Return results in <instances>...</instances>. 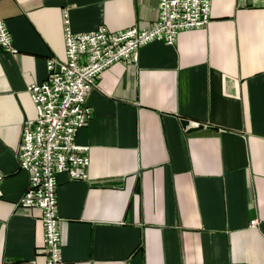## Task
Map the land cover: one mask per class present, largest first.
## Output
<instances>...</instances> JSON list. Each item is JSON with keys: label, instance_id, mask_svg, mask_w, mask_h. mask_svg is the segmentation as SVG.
I'll return each instance as SVG.
<instances>
[{"label": "crops", "instance_id": "obj_1", "mask_svg": "<svg viewBox=\"0 0 264 264\" xmlns=\"http://www.w3.org/2000/svg\"><path fill=\"white\" fill-rule=\"evenodd\" d=\"M159 0H0V264H46L41 211L19 206L28 87L75 34L150 28ZM205 28L111 65L88 97V179L58 174L63 264H264V0H212ZM198 125V126H196ZM188 126V130L185 129ZM258 220L256 228L250 223Z\"/></svg>", "mask_w": 264, "mask_h": 264}, {"label": "built area", "instance_id": "obj_2", "mask_svg": "<svg viewBox=\"0 0 264 264\" xmlns=\"http://www.w3.org/2000/svg\"><path fill=\"white\" fill-rule=\"evenodd\" d=\"M211 3L212 0H159L158 17L148 29L134 26L111 31L101 26L77 34L70 27L68 10H64L66 60L49 59L47 81L28 87L37 115L23 122L17 147L20 170L29 178L19 206L41 211L46 264L64 263L56 176L66 174L77 181L89 177L90 147L78 145L77 137L93 118L87 101L101 75L115 63H136L139 50L152 42L173 46L180 32L207 27ZM0 49L17 53L12 33L1 18ZM4 180L0 170V197ZM250 225L256 228L259 221L253 220Z\"/></svg>", "mask_w": 264, "mask_h": 264}]
</instances>
